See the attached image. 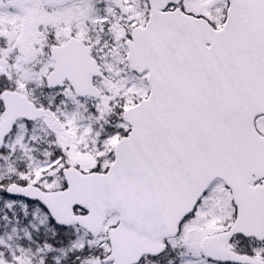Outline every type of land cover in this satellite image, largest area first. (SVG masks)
Masks as SVG:
<instances>
[{"label": "snow or ice", "instance_id": "snow-or-ice-1", "mask_svg": "<svg viewBox=\"0 0 264 264\" xmlns=\"http://www.w3.org/2000/svg\"><path fill=\"white\" fill-rule=\"evenodd\" d=\"M0 264H264V0H0Z\"/></svg>", "mask_w": 264, "mask_h": 264}]
</instances>
